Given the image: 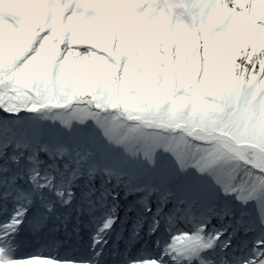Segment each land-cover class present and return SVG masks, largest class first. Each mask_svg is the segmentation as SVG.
I'll use <instances>...</instances> for the list:
<instances>
[{"label":"snow or ice","instance_id":"obj_1","mask_svg":"<svg viewBox=\"0 0 264 264\" xmlns=\"http://www.w3.org/2000/svg\"><path fill=\"white\" fill-rule=\"evenodd\" d=\"M0 264H264V0H0Z\"/></svg>","mask_w":264,"mask_h":264}]
</instances>
